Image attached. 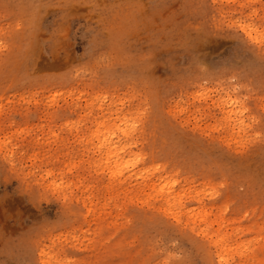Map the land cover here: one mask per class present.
I'll list each match as a JSON object with an SVG mask.
<instances>
[{
  "label": "rangeland",
  "instance_id": "rangeland-1",
  "mask_svg": "<svg viewBox=\"0 0 264 264\" xmlns=\"http://www.w3.org/2000/svg\"><path fill=\"white\" fill-rule=\"evenodd\" d=\"M0 264H264V0H0Z\"/></svg>",
  "mask_w": 264,
  "mask_h": 264
},
{
  "label": "bare ground",
  "instance_id": "bare-ground-1",
  "mask_svg": "<svg viewBox=\"0 0 264 264\" xmlns=\"http://www.w3.org/2000/svg\"><path fill=\"white\" fill-rule=\"evenodd\" d=\"M229 106H231L229 103H227ZM226 104V105H227ZM232 108V107H231ZM234 108V107H233ZM234 113V111H233V109L232 110H229V112H228V114H229V119H230V116L232 115ZM234 115H236L235 113H234ZM233 117V116H232ZM117 165H119V163L117 162ZM132 172V171H131ZM140 172V171H139ZM139 172L137 171H135V170H133V172H132V174L130 175V176H138L139 175ZM131 179V178H130ZM150 185V184H149ZM148 185V186H149ZM157 185V184H156ZM147 186V187H148ZM155 186V183L153 184H151L149 187H154ZM166 188H164L163 189V191L165 190ZM169 192H171V191H169ZM174 192H172V194H171V196L168 198V200H166V202L168 201V203H169V205H171V206H175V205H173V204H176V205H179V206H181V198H182V196L180 195H178V194H173ZM180 197V198H179ZM173 209V208H172ZM180 209V208H179ZM177 211H178V208L176 209ZM174 212V211H173ZM176 212V211H175ZM179 212H180V210H179ZM178 212V213H179ZM176 215H178V214H176ZM223 243V240H219V241H217V242H215V246H221L220 244H222ZM219 255H222V254H219ZM223 256V255H222ZM222 258V257H221ZM224 259H225V257H224ZM220 260H223V259H220ZM225 261V260H224ZM221 262H223V261H221Z\"/></svg>",
  "mask_w": 264,
  "mask_h": 264
}]
</instances>
